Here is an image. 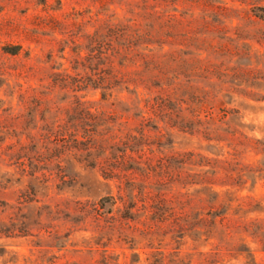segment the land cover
<instances>
[{"label":"rangeland","instance_id":"374dc122","mask_svg":"<svg viewBox=\"0 0 264 264\" xmlns=\"http://www.w3.org/2000/svg\"><path fill=\"white\" fill-rule=\"evenodd\" d=\"M0 264H264V0H0Z\"/></svg>","mask_w":264,"mask_h":264},{"label":"trees","instance_id":"16d2710c","mask_svg":"<svg viewBox=\"0 0 264 264\" xmlns=\"http://www.w3.org/2000/svg\"><path fill=\"white\" fill-rule=\"evenodd\" d=\"M26 33V32H25ZM91 43H94L91 47L88 48V52L86 54L87 59L95 60L96 66L85 65V67L90 70H95L96 73L95 80L91 81V85L94 87H101L104 89L102 95H105V90L110 89L114 84L118 83L120 77H123V74L119 75L118 72H112L111 67H105L106 63L109 62V65H112V58L115 52H109V48L111 45L110 41H106L104 36L90 37ZM4 51H7L11 54L18 53L21 49V43H6L2 46ZM121 63V62H120ZM83 139H78L77 136L73 137V140H78V142L82 144H88L91 140L94 139L91 133L82 135ZM89 145H86L88 147ZM108 171H104L106 175H111L113 168H107ZM215 213V212H214ZM217 214V213H216Z\"/></svg>","mask_w":264,"mask_h":264}]
</instances>
